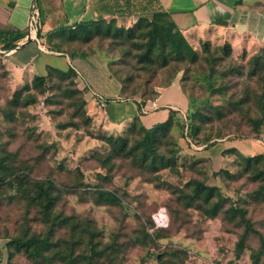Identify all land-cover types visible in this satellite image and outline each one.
Instances as JSON below:
<instances>
[{
	"label": "rangeland",
	"instance_id": "rangeland-1",
	"mask_svg": "<svg viewBox=\"0 0 264 264\" xmlns=\"http://www.w3.org/2000/svg\"><path fill=\"white\" fill-rule=\"evenodd\" d=\"M244 2L264 15V0ZM257 24L252 17L236 28L211 32L200 28L201 41L211 44L208 49L202 43L193 45L196 60H180L166 50L162 55L154 51V61H147L146 47L138 46L139 30L135 36H128L127 29L117 36L112 31L107 38L78 44L82 53L105 55L124 95L153 97L169 81L181 79L191 106L163 139L165 156L175 150L174 164L155 172L132 156L116 155L107 137L113 133L116 138L123 130L107 133L92 114L88 95L86 103L72 79L54 74L39 84L27 75L17 78L5 61L9 45H0V173L4 177L0 180V263L50 264L12 243V238L47 233L40 208L28 194L36 180L50 179L56 196L54 214L77 222L75 229L56 227L55 238L61 239L57 248L59 252L73 249L80 262L92 238L96 248L106 252L98 264H253L260 236L250 234L239 249L244 225L228 208L245 209L264 236V197L258 193L263 181L254 179L255 166L247 169L240 155L233 156L227 167L233 177L212 175L199 153L206 144L226 137L258 139L260 143L250 141L249 153L243 152L246 143H241L238 148L245 156L264 152V118L259 130L252 122L264 115V70L252 73V56L259 46L247 47L242 33L250 31L254 36ZM227 40L235 44L230 55L222 49ZM258 54L264 62V54ZM197 111L204 115L202 120L195 117L201 129L192 136L187 126ZM123 136L130 144L138 137L131 130ZM191 179L216 185L229 198L216 216L202 211L201 200L188 205ZM99 190L113 192L118 201H98ZM256 256L264 264V254ZM53 264L66 263L59 253Z\"/></svg>",
	"mask_w": 264,
	"mask_h": 264
},
{
	"label": "crops",
	"instance_id": "crops-1",
	"mask_svg": "<svg viewBox=\"0 0 264 264\" xmlns=\"http://www.w3.org/2000/svg\"><path fill=\"white\" fill-rule=\"evenodd\" d=\"M32 5L33 0H0V30L25 32L24 36L11 42L23 46L6 54L7 66L14 76L21 79L25 75L30 78L34 75L46 76L49 68L76 70L82 87L90 88L87 95L92 114L107 133L110 130L125 131L135 118L143 126L152 127L167 121L172 111L179 120L189 107L188 96L180 79L160 87L157 95L147 99L145 103L140 98H127L123 93V86L113 78L105 55L98 51L76 53L52 50L47 42L51 31L100 18L107 21L115 19L117 24L124 23L128 26L141 15H149L154 10L162 9L169 12L183 33L195 42L201 38L198 30L202 27L209 32L219 27L236 28L252 17L258 22V31L254 36L249 30L242 32L245 45L249 47L264 40V15L259 10L248 7L244 0H40L43 17V22H39L38 27V32L39 28L41 30L40 36L38 32H32L31 40L24 43L32 25ZM231 44L235 46L233 42ZM0 45L3 47L5 44ZM91 89L102 95L103 106L93 97ZM251 140L260 143L255 138L226 137L204 146L199 156L205 160L208 169L218 171L228 167L236 152L244 154L238 148L241 143H246L242 147L243 152H251Z\"/></svg>",
	"mask_w": 264,
	"mask_h": 264
},
{
	"label": "trees",
	"instance_id": "trees-1",
	"mask_svg": "<svg viewBox=\"0 0 264 264\" xmlns=\"http://www.w3.org/2000/svg\"><path fill=\"white\" fill-rule=\"evenodd\" d=\"M38 5L39 22L41 23L43 22V17L40 8V0H38ZM125 29H127L128 36H135L136 31L139 30L138 35L140 37V44L138 43V46L139 48L146 47L143 58H147V61H154V51H157L162 55L166 50L170 51L172 55L180 60H185L186 58L196 60L198 57V53L193 47L196 42L183 33L169 12L162 9L154 10L150 12L149 15H141L128 26L124 23L117 24L115 19H110L107 21L103 18H100L93 21H81L75 23L74 25L51 31L47 36V42L51 46L52 50L79 53L80 51H78L77 48L79 43H91L94 38L97 37L107 38L112 31H114L115 36H117L124 33ZM40 31L41 30L39 28L38 36H40ZM24 34L25 32L22 31L0 30V44H5V48L7 45H9L7 48L10 49L15 46L14 44H11V42L21 38L24 36ZM201 43L205 45L204 47L206 49H208L209 44H211V42L208 40L201 41V39H199L197 44ZM258 46L259 47L257 48V51L252 56V59L255 60L252 73H255L257 68L264 70V62L261 60L262 56L258 54H264V40L260 42ZM222 49L224 54L230 55L232 53L233 45L227 40L224 42ZM165 58L167 59V57ZM54 74L62 78L72 79L77 85L75 91L79 94L83 93L85 95L84 100L87 103V99L85 98L87 91H90V88L89 86H84L83 88L79 87V73L76 70L70 69L68 71H61L56 68H49L48 74L46 76L52 77ZM46 76L34 75L32 80L42 84L45 82ZM173 81H169V83L164 86L171 84ZM157 93L153 97H155ZM125 97L138 99L135 96L125 95ZM153 97L140 99L142 103H145L147 99ZM188 100L189 111L191 106L189 97ZM188 111L187 113H189ZM203 115V112L197 111L195 114H193V119L191 116V122L187 126V133L192 136L199 133L201 124L195 121V117L199 116L200 120H202ZM263 118L264 115L261 118L252 119V122L254 123V126L257 130H259ZM177 123H179V120L176 118L173 111L167 121L155 124L149 128L143 126L139 120L135 118L129 127L123 131L125 133L128 130H131L134 132V134L138 135L132 144H130L129 140L123 136V132V134H120V136L117 134L118 137L116 138H114L116 136L115 134H109L107 137V142L113 144L116 155H125L126 157L132 156L144 168L150 170L151 172H155L158 169L167 168L170 165H173L175 162L173 157L175 150L173 149L174 153L165 156L162 147L164 145L163 139L166 136L169 127L172 124ZM113 135L114 137H112ZM212 143L214 142H211L210 144L208 143L205 146H209ZM160 145L162 146L160 147ZM229 151L235 152L236 150L229 149ZM236 155H240V157H242V159L246 162L247 169L252 168L253 165L255 166L252 175L254 179H260L263 181L258 193L260 196L264 197V165L259 163L264 161V152L256 153L251 156H245L239 152H236ZM253 161H255L256 164L252 163ZM1 165L2 164L0 163V166ZM228 169L229 168L227 167H223L218 171H213L212 175L222 176L223 174L225 176L228 175L229 177H233L234 174L230 173ZM3 179V174L0 173V180ZM189 185L192 186V190L187 194V196L190 198L188 205H191L194 201L201 200L202 203L198 205L209 217L216 216L229 199L222 194L220 188L216 185L207 184L197 179H191ZM53 188L54 183L50 179L36 180L32 188L33 192L28 194L32 200V203L40 208L42 219L48 227L47 233L44 235H32L29 237L19 236L12 238V243L19 249H23L26 252L36 254L48 260L50 264H53L56 261L59 253L61 254V259H63L66 264H98V261L106 255V252L103 249H97L92 238H89L87 241V244L89 245V252L82 254L84 262H80L78 256H74L73 249L69 252H59L57 247L61 243V239L55 238L56 227H67L70 225L72 226V229H75V227H77L75 226L77 222L71 220L70 216L61 217L58 214H54L53 210L56 204V196L53 192ZM97 200L118 201V197L113 192L99 190L97 191ZM228 209L231 211L232 216L239 215L240 220L244 225L243 233L237 243L238 248L243 249L246 245L249 235L254 233L260 236L261 244V247L257 250L256 254L258 256L260 254H264V236L261 232H259V230L255 228L253 221L247 217L246 210L240 206L234 205H230ZM256 254H253L252 256L253 264H259V259ZM109 264H113V262H110Z\"/></svg>",
	"mask_w": 264,
	"mask_h": 264
},
{
	"label": "water",
	"instance_id": "water-1",
	"mask_svg": "<svg viewBox=\"0 0 264 264\" xmlns=\"http://www.w3.org/2000/svg\"><path fill=\"white\" fill-rule=\"evenodd\" d=\"M31 28L29 29V33L26 36V41L24 43H27L28 41L31 40L33 33L38 32V27H39V6H38V0H33V5L31 9ZM33 32V33H32ZM22 45H15L14 47L10 48L9 52L13 50H18L21 48Z\"/></svg>",
	"mask_w": 264,
	"mask_h": 264
},
{
	"label": "built area",
	"instance_id": "built-area-1",
	"mask_svg": "<svg viewBox=\"0 0 264 264\" xmlns=\"http://www.w3.org/2000/svg\"><path fill=\"white\" fill-rule=\"evenodd\" d=\"M93 95H94V98L99 101V104L103 106L104 102L101 101L103 99L102 95H99L98 93H93Z\"/></svg>",
	"mask_w": 264,
	"mask_h": 264
}]
</instances>
